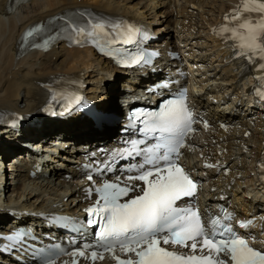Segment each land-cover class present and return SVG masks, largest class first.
<instances>
[{
  "label": "bare ground",
  "instance_id": "1",
  "mask_svg": "<svg viewBox=\"0 0 264 264\" xmlns=\"http://www.w3.org/2000/svg\"><path fill=\"white\" fill-rule=\"evenodd\" d=\"M240 1L18 0L14 3V0H0V117L8 111L21 116L19 122L14 121L15 125L0 119V226L7 224L8 229L17 223V226L43 228V220L37 215H43L45 221L50 223L48 218L51 213L78 214L81 208L89 204L82 202V188L77 184H67L62 179V175L67 173L64 171L75 174L74 160L69 159L72 156L69 154L70 148L78 151L90 146L98 148L121 136L124 114L121 116L123 102L120 100H123L127 89L134 90L128 84L146 88V82L151 84L162 74L160 68H170L174 61L169 60L166 51L178 52L182 60L201 67L208 80L213 77L211 82L206 83L196 80L199 86L193 89L197 94H193L192 99L196 108L207 111L214 121L219 118L228 124L226 132L215 128L213 132L192 140L203 155L213 156L218 165L224 164L228 168L227 176H223L224 168L208 173V191H214L208 192L202 202L209 207L219 203L225 205L223 196H228V203L237 214L264 215V186L257 179L254 168L263 137L258 127L249 124L258 111L249 109L247 112L246 107L241 109L239 106L235 107V112L232 104L220 108L212 104L211 98H207L209 93L218 100L228 93L239 97L240 83L234 71L238 68L237 62H228V45L217 42L213 33L226 16H231ZM80 10L126 18L153 29L159 37H163L150 45L160 52V58L151 67L124 72L128 76H123V81L109 86L107 83L111 79V72L117 69L88 48H67L61 43L46 53H18L17 40L27 26L45 21L53 15ZM184 52H187L186 58L182 56ZM171 73H175L174 68L169 69L168 74ZM142 75L146 82L138 79ZM60 78L80 83L75 89L80 104L91 108L94 115L87 114L78 106L46 104L48 89ZM103 83L108 85L106 102L90 95L98 84ZM210 84L214 87L208 90ZM255 123L259 125V122ZM244 129L250 130L247 139L241 137ZM212 141H215L214 145H211ZM60 142L70 148H61L59 159H54L53 163L43 159L50 176L29 178L31 161L26 158L37 156L33 147L37 149L43 144L46 148L41 150V154H44L48 151L47 147H54ZM10 158L19 160L15 185L12 182L7 184L8 180L5 182L7 170L4 163ZM194 167L199 168L200 165L195 162ZM230 184V189L226 191ZM6 207L16 209V213L10 214Z\"/></svg>",
  "mask_w": 264,
  "mask_h": 264
},
{
  "label": "snow or ice",
  "instance_id": "2",
  "mask_svg": "<svg viewBox=\"0 0 264 264\" xmlns=\"http://www.w3.org/2000/svg\"><path fill=\"white\" fill-rule=\"evenodd\" d=\"M243 13L255 15L245 16ZM78 15L83 17L86 13ZM59 19L63 24L54 34L44 35L46 26L37 25L24 34L22 42L25 45L32 42V46L47 50L67 32L76 43L82 42L79 38L86 37L97 45L109 47L134 42L139 32L134 26L122 22L89 19L86 26H81L66 16ZM234 20L239 23L229 28V23ZM55 22L53 19L48 23ZM214 32H231L228 38L236 41L237 56H245L253 63L257 59L264 61V2L242 0L231 16L225 17V25ZM37 37H42V41L35 42ZM141 62H146L143 54L133 57L129 63ZM258 70H264V62L258 64ZM257 80L261 87L255 91L264 100V76L257 77ZM56 96L54 93L53 99ZM76 102L81 103L79 97ZM143 123L145 133L155 135L158 142L143 149L133 144L128 155L133 152L143 155L142 162L127 169L134 174L96 188L99 198L86 210L87 224L99 229L96 233L97 250H92L89 256H85L88 245L72 253H65L62 249L42 251V264H56L58 256L64 254L92 261L103 260L105 253L111 254L117 264H264V251L250 246L233 230L230 214L204 217L198 208L187 203L194 200L199 185L179 163L185 138L194 131L192 125L195 123L185 96L170 99L159 111L148 114ZM261 167L264 169V164ZM88 179L92 180V176L89 175ZM131 192L138 194L129 197ZM123 197L129 198L122 201ZM182 199L186 206L178 204ZM250 223L241 222L240 227H247ZM25 237L26 233H17L7 239L22 244ZM117 251L127 258L121 259L116 255ZM73 264H77L75 259Z\"/></svg>",
  "mask_w": 264,
  "mask_h": 264
},
{
  "label": "rangeland",
  "instance_id": "3",
  "mask_svg": "<svg viewBox=\"0 0 264 264\" xmlns=\"http://www.w3.org/2000/svg\"><path fill=\"white\" fill-rule=\"evenodd\" d=\"M112 74H111V79H110V83L108 82L107 84L109 85V86H112L113 85V83L115 84L116 82L117 83H120L121 82V80L122 79H119L118 80V78L119 77H117L118 76V73H124V72H122V71H114V72H111ZM112 76H114V77H112ZM106 83H103V84H98V87H96V89H95V91L94 92H92V93H90V95L92 94L93 96H97V98L100 100V101H107L108 100V97H107V94H106V89L108 88V85H107ZM117 98V100L119 99V97H116ZM24 112H26V111H24ZM121 112V111H120ZM60 161V160H59ZM6 175L8 176V171H7V173H6ZM8 180V181H7ZM7 181V184L8 183H10L11 181H10V179L8 178H6V180H5V182Z\"/></svg>",
  "mask_w": 264,
  "mask_h": 264
}]
</instances>
